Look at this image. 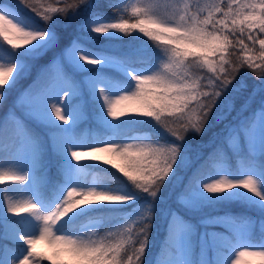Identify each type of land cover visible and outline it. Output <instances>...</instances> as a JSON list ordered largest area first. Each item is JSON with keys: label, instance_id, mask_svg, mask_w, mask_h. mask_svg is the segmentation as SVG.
Listing matches in <instances>:
<instances>
[{"label": "snow or ice", "instance_id": "obj_1", "mask_svg": "<svg viewBox=\"0 0 264 264\" xmlns=\"http://www.w3.org/2000/svg\"><path fill=\"white\" fill-rule=\"evenodd\" d=\"M0 38V264H264V0H0Z\"/></svg>", "mask_w": 264, "mask_h": 264}, {"label": "trees", "instance_id": "obj_2", "mask_svg": "<svg viewBox=\"0 0 264 264\" xmlns=\"http://www.w3.org/2000/svg\"><path fill=\"white\" fill-rule=\"evenodd\" d=\"M5 2H9V0H5ZM0 40H2V38H0ZM8 47H10V46H8ZM43 62H44V61H42L41 63H43ZM34 78H35V69L33 70L32 75L29 76L27 80L21 81V85H20V87H26L29 83L32 82V80H33ZM248 82H249V84H251V82H252V78H251V77L248 78ZM15 97H16V92H13L12 95L8 98L7 103L4 105V109H3V110H0V116L3 115V111H6L7 108H9V107L11 106L12 101L15 99ZM246 115H247V114H246ZM81 127H82V128H90V127H92V125H90L88 122H85L84 124L81 125ZM145 127H147V126H145ZM222 128H223V125H222V124H221V125H217L215 128H213V129H212V130H211V131H210V132L204 137V140L206 141V140L210 139L211 136H212V133H213V132H218V131H220ZM200 142H201V141H196V142H193V143L195 144V143H200ZM212 147H213V145H207V146L203 149L204 154H205V155H208V154L211 152ZM52 173H53V174L55 173V168H54V167L52 168ZM0 187H1V186H0ZM233 211H240V209H239L238 207H235V208L233 209ZM198 219H199V217H194V220H198ZM164 226H165V225H164V221L162 220L161 227L164 228ZM164 229H165V228H164ZM165 235H166V233H165V230H164V231H162L161 235L159 236V238H160V242H159V244H158V245L156 246V248H155V251H154L155 254L159 253V250L161 249L162 244H163V242H164ZM152 238H153V239H156V237L154 236V234H152ZM152 255H153V252H152V250H151L150 256H152Z\"/></svg>", "mask_w": 264, "mask_h": 264}, {"label": "rangeland", "instance_id": "obj_3", "mask_svg": "<svg viewBox=\"0 0 264 264\" xmlns=\"http://www.w3.org/2000/svg\"><path fill=\"white\" fill-rule=\"evenodd\" d=\"M2 187V186H1ZM161 223H162V219H160L159 217H157V219H156V228H155V230H154V232H153V234H154V236L156 237V239H153V238H151V250H152V252H153V255L151 256V257H156V256H158L159 255V253H160V250H159V253H157V254H155V248H156V246L159 244V242H160V238H159V236L161 235V233H162V231H164L165 229V226H164V228L163 227H161ZM216 231H221V229H215ZM163 245V244H162ZM37 251H40V252H48L49 251V249H48V247H47V245L46 244H44V243H40V244H37ZM246 259H248V258H246ZM250 264H259V260L258 259H251L250 260Z\"/></svg>", "mask_w": 264, "mask_h": 264}]
</instances>
